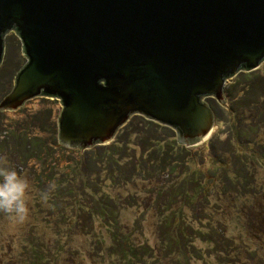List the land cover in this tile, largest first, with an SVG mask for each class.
I'll list each match as a JSON object with an SVG mask.
<instances>
[{
  "label": "water",
  "instance_id": "obj_1",
  "mask_svg": "<svg viewBox=\"0 0 264 264\" xmlns=\"http://www.w3.org/2000/svg\"><path fill=\"white\" fill-rule=\"evenodd\" d=\"M26 60L0 110L59 99L65 147L106 144L132 114L171 127L186 146L211 133L225 84L264 60V0H0L4 34Z\"/></svg>",
  "mask_w": 264,
  "mask_h": 264
},
{
  "label": "rangeland",
  "instance_id": "obj_2",
  "mask_svg": "<svg viewBox=\"0 0 264 264\" xmlns=\"http://www.w3.org/2000/svg\"><path fill=\"white\" fill-rule=\"evenodd\" d=\"M3 38L4 51L0 61V74L7 64V59L10 60L3 76L5 83L1 82L4 89L0 93V100L9 92L13 84V77L19 64L14 62L13 58L21 59L22 64L26 60L22 54L21 41L14 30L7 31ZM262 64L264 60L259 67ZM232 80L234 77L226 84ZM1 84L0 88H2ZM203 99L210 103L209 96ZM214 100L213 103L220 104L215 98ZM60 109L59 99L42 95L26 99L16 108L2 109L0 138L6 139L10 134L19 133L39 136L48 142L46 151L43 152L49 153L44 158V166L54 163L57 169L65 167L72 159H78L83 149L58 147L57 117ZM133 115L140 114H132L130 117ZM217 128L218 124L215 121L207 138L195 145L185 146L189 149L200 148L202 142L211 138ZM224 137H221L216 145L214 152L216 155H213L212 147L205 155H213L217 159L229 162L228 174L231 178L234 172V168L231 167H234V163H232V153L229 152L231 150L228 149H232L233 145ZM10 142L7 141L8 144ZM203 155L199 153V162ZM246 162L245 170L249 178L246 181L247 186H232L222 175L203 194H199L192 204H185V201L179 197H174L170 203L171 210H179L185 223L192 228L191 235L196 234L195 229L204 230L209 225H213L220 232L223 231V236L230 239L233 247L225 254L226 256L214 251L210 243L194 236L190 238H194V244L201 248L198 256L190 252L164 253L159 249V237L166 228L162 220L164 216L152 205L154 192L147 189L153 185L168 188L170 184H174L175 177L166 178L160 175L151 180L135 178L120 186L105 187L111 199L118 203L117 223L116 226L110 224V228L116 234L127 238L131 246L140 247L139 251L137 249L138 256L129 254L131 259L125 260L122 258L121 245L116 247L117 242L112 233L103 226L104 219L87 209L85 211L89 214L79 210L76 208V201L68 196L62 199L65 209L60 213L48 199L50 191L54 189L53 186L45 184L40 188L36 185L34 171L41 169V163L30 157L22 164L16 160L10 149L4 148L0 150V165H8V169L18 171V176L26 183V189L23 220L17 221L13 214L0 210V264H30L33 252L26 250L30 246L35 251L38 249V252L44 253L50 264H264V167L252 160ZM209 163H211L210 159L206 165ZM65 170L69 172L68 168ZM88 173V177L98 174L90 171ZM180 175L181 173L176 176L180 177ZM189 186H187L188 190ZM81 194L85 198L88 196L84 192ZM93 195L99 196L98 192H93ZM129 195L134 197V202L124 201ZM84 197H79V203L83 205L86 204ZM166 197L169 195H165L164 198ZM59 203L61 204L62 201ZM168 211H164L163 214ZM141 246H145V249Z\"/></svg>",
  "mask_w": 264,
  "mask_h": 264
},
{
  "label": "trees",
  "instance_id": "obj_3",
  "mask_svg": "<svg viewBox=\"0 0 264 264\" xmlns=\"http://www.w3.org/2000/svg\"><path fill=\"white\" fill-rule=\"evenodd\" d=\"M13 59L14 62L19 63L16 68L18 69L22 64L21 59ZM9 60L8 58L6 61L7 66ZM6 65L1 70L0 84L2 81L5 83L3 76L6 72ZM16 69L14 70L16 71ZM3 87L4 85L0 88V93L4 89ZM224 91L226 95L224 105L213 103L215 100L210 97V104L215 111L218 128L211 138L202 142L200 148L189 149L179 143L175 131L167 125L141 115H133L118 129L110 142L94 144L83 149L78 159H72V163L70 162L60 169H57L54 163L44 166V158L49 153L43 152L46 151L48 142L36 135L28 136L19 133L10 134L8 138H12L9 139L0 138V150L10 149V152L16 156V160L22 164L30 157L40 162L41 169L34 171V177L36 185L40 188L45 184L53 186L54 189L50 191L48 198L50 204L56 206L61 213L65 209L62 199L64 196H68L71 200L76 201V208L79 210L89 214L88 211H85L87 209L91 213L99 215L105 220L103 226L112 233L117 242L116 247L121 245L122 258L125 260L131 259L129 254L136 257L137 249L139 251L140 247L131 246L127 238L116 234L110 228V224L116 226L117 223L118 203L111 199L112 197L105 187L120 186L135 178L151 180L160 177V175L166 178L175 177L174 184H170L168 188L153 185L147 189L154 192L155 198L152 205L157 208L158 213L164 216L162 220H164L166 228L162 232L163 234H160L159 249L164 253L174 251L184 254L190 252L198 256L201 253V248L194 244V238L200 237L201 241L210 243L214 247V251L225 255L232 246L230 239L223 236V231L220 232L213 225H209L204 230L195 229L196 234L191 235L193 234L192 228L185 223L181 212L170 208L174 197L183 199L185 204H192L199 194H203L222 175L227 179L226 181L229 180L228 182L232 186H247L248 177L245 170L247 160L258 162L260 166L264 167V64L250 71H239L234 76V80L225 85ZM1 131L2 124L0 123ZM221 137L233 145L232 149H228L231 150L229 152L232 153V163H234V167H231L234 168L231 178L228 174L229 162L213 157L216 155L215 148L222 139ZM7 141H11L10 144ZM57 145L60 149H67L59 143ZM211 147L213 155L206 156V151L211 150ZM224 147L226 148L227 145ZM199 153L204 154L202 156L204 162L202 160L199 162ZM209 159L211 163L206 165ZM8 168V165H0V169ZM66 168L69 169V172H66ZM221 170L225 172H220ZM88 171L98 174L88 177ZM179 173L181 175L177 177L176 175ZM188 185H190L189 190L187 189ZM82 192L88 194L87 198L81 194ZM93 192H98L99 196L93 195ZM165 195H169V197L166 199ZM81 196L86 202L84 205L79 203ZM59 201L62 203L60 204ZM124 201L131 203L135 199L129 195L125 197ZM164 211L168 212L163 214ZM193 236L194 238H190ZM141 248L145 249V246H141ZM26 250L30 253L33 252L30 264L51 263L48 262L44 253L37 251L38 249L35 251L30 246Z\"/></svg>",
  "mask_w": 264,
  "mask_h": 264
},
{
  "label": "clouds",
  "instance_id": "obj_4",
  "mask_svg": "<svg viewBox=\"0 0 264 264\" xmlns=\"http://www.w3.org/2000/svg\"><path fill=\"white\" fill-rule=\"evenodd\" d=\"M25 181L13 169H0V210L13 214L17 221L24 218Z\"/></svg>",
  "mask_w": 264,
  "mask_h": 264
}]
</instances>
